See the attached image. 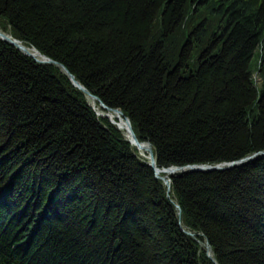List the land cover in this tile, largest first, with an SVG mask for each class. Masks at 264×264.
Masks as SVG:
<instances>
[{"label": "trees", "instance_id": "trees-1", "mask_svg": "<svg viewBox=\"0 0 264 264\" xmlns=\"http://www.w3.org/2000/svg\"><path fill=\"white\" fill-rule=\"evenodd\" d=\"M0 31L57 63L0 39V264H264V156L167 192L63 70L159 169L264 153V0H0Z\"/></svg>", "mask_w": 264, "mask_h": 264}, {"label": "water", "instance_id": "water-1", "mask_svg": "<svg viewBox=\"0 0 264 264\" xmlns=\"http://www.w3.org/2000/svg\"><path fill=\"white\" fill-rule=\"evenodd\" d=\"M0 39L3 41H6L7 43L11 44L12 46L16 47L19 51H21L25 56L28 57H32V58H36L34 57L35 55H31L28 51H27V47L23 46L21 44L20 41L12 38L11 36L6 35L5 33L0 31ZM34 49V48H32ZM37 53V55H39L40 61L42 62H48V63H53V64H57L56 62H54L52 59H50L49 57L41 54L40 52H38L36 49H34ZM64 72L68 75L72 85L81 90L82 92H84L91 100L92 102V108L94 106V104L96 103V98L90 93L88 92V90L86 88H84L83 86H81L80 84H78L76 82V80L74 79V77L68 72V70L63 67ZM110 113L116 114L118 115V118L121 117L120 112L118 110H110ZM97 115H100L96 112ZM102 117H108V114L105 115H100ZM117 118V119H118ZM110 122L112 124H116L114 121L110 120ZM129 127V134H130V138H128V141L137 148V150H139L140 145L142 143H140L138 141V139L136 138V136L134 135V133L131 130V126L130 124L125 121ZM118 125V123L116 124ZM118 127V126H117ZM147 152H148V160H149V165L150 167L154 170V174L156 176V178L160 179L161 181L164 182V184L167 186V192H169V180H167L166 176H161V174H165V172H170L171 174L176 173V172H181L184 171V168H186L189 171H195V172H209V171H215V170H224V169H228V168H232V167H236V166H240L245 164L246 162L249 161H253L258 157L264 156V153H259L257 155H253L250 157H246L244 159H241L237 162H230V163H223V164H217V165H197V166H186V167H170V168H166V169H159L157 168L156 164H155V159H154V155H153V151H152V147L149 143H147ZM176 209L178 211V215L180 216V207L179 205L176 204ZM187 234L192 235V233L186 231ZM193 236V235H192ZM206 254L207 256L211 259V261L214 262V264H217L215 259L212 256V251H211V247L210 245L206 244Z\"/></svg>", "mask_w": 264, "mask_h": 264}, {"label": "bare ground", "instance_id": "bare-ground-1", "mask_svg": "<svg viewBox=\"0 0 264 264\" xmlns=\"http://www.w3.org/2000/svg\"><path fill=\"white\" fill-rule=\"evenodd\" d=\"M6 34V33H5ZM8 36H10L9 34H6ZM22 44V43H21ZM24 46V45H23ZM27 51L31 54V55H35L34 57H36L37 59H40L39 55H37L36 51L32 48H27ZM69 72V71H68ZM70 73V72H69ZM71 74V73H70ZM72 75V74H71ZM68 76V75H67ZM73 76V75H72ZM74 77V76H73ZM75 79V78H74ZM77 82V81H76ZM78 83V82H77ZM79 84V83H78ZM94 108H95V112H97L98 114L100 115H105V112L101 111L99 108H97L94 104ZM97 115V114H96ZM98 115V116H100ZM109 116L108 117H105L107 118L108 120H112L114 121L116 124L118 123V126L117 128H119L127 138H130V134H129V127L127 125V123L125 122V120L122 119V117H119L118 118V115L116 114H113V113H109L108 114ZM102 117V116H101ZM118 118V119H117ZM147 143H142L140 145V148H139V152L142 156H145L146 158H148V152H147ZM257 159V158H256ZM188 166H197V165H188ZM186 167V166H185ZM184 168V167H183ZM187 170L186 168H184V171ZM189 171V170H188ZM164 174V173H163ZM171 173L170 172H165V176L168 180V176L170 175ZM174 174V173H173ZM164 183V182H163Z\"/></svg>", "mask_w": 264, "mask_h": 264}, {"label": "rangeland", "instance_id": "rangeland-1", "mask_svg": "<svg viewBox=\"0 0 264 264\" xmlns=\"http://www.w3.org/2000/svg\"><path fill=\"white\" fill-rule=\"evenodd\" d=\"M90 102H91V100H90ZM90 106H91V108H92V102H91V104H90ZM95 106H96V103H95ZM98 108V107H97ZM94 111H95V108H94V106H93V108H92ZM110 112H105V114H109ZM110 121V120H109ZM119 129V128H118ZM120 130V129H119ZM124 136H125V134H124ZM126 137V136H125ZM126 139L128 140V138L126 137ZM129 142V141H128ZM130 143V142H129ZM131 144V143H130ZM139 151V150H138ZM140 153V152H139ZM148 159V158H147ZM149 161V160H148Z\"/></svg>", "mask_w": 264, "mask_h": 264}]
</instances>
